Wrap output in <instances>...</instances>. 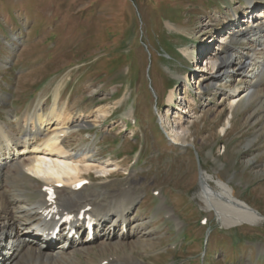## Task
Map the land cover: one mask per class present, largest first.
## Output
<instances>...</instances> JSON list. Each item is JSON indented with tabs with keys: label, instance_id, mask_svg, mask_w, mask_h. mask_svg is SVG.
<instances>
[{
	"label": "rangeland",
	"instance_id": "1",
	"mask_svg": "<svg viewBox=\"0 0 264 264\" xmlns=\"http://www.w3.org/2000/svg\"><path fill=\"white\" fill-rule=\"evenodd\" d=\"M247 2L0 0L1 119L8 123L42 101L50 103L57 86L71 116H90L65 146L91 148L94 160L118 166L105 180L91 173L83 194L99 190L102 182L107 191L134 188L131 218L148 222L152 238L131 252L145 264H264V107L244 104L222 135L226 116L216 123L215 115L227 113L228 88L219 98L209 92L193 99L181 80L177 93L187 96L185 106L194 111L172 114L162 124L173 81L200 75L193 65L188 70L190 55L216 47L217 38L204 39L205 25L230 35L228 20L242 28L264 11V0H255L259 8L247 14ZM232 47L242 52L248 39ZM253 109L251 123L246 113ZM188 117L193 135L181 148L166 134L178 118ZM200 171L227 183L261 220L222 227L200 198ZM29 188L37 190L38 183Z\"/></svg>",
	"mask_w": 264,
	"mask_h": 264
},
{
	"label": "bare ground",
	"instance_id": "2",
	"mask_svg": "<svg viewBox=\"0 0 264 264\" xmlns=\"http://www.w3.org/2000/svg\"><path fill=\"white\" fill-rule=\"evenodd\" d=\"M247 1L245 11L248 14L259 8L255 0ZM227 25L230 35L224 36L218 26L213 29L214 25H205L203 30H207V38L204 39L217 38L216 47L207 53L200 75L192 74V81L190 74L182 78L183 81L189 80L184 83L187 89L192 84L194 98L203 97L208 92L219 98L220 91L228 88L229 91L223 94L227 113L220 111L215 115L216 123L226 116L219 128L222 135L231 129L235 111L244 104L247 107L255 104V109L264 107V11L253 16L252 22L242 28L237 27L233 19L228 20ZM246 39V49L242 52L233 49V44ZM183 54L187 55V50H183ZM172 92L169 91L164 115L176 116L174 111L179 109L184 110L183 114H191L193 105L181 108L185 100L180 94L177 98H182L183 102L175 104L172 110H176L172 112L168 109ZM51 99L48 104L45 101L38 103L31 113L21 118L11 117L8 123L0 117V264H145L131 252L132 246L145 245L152 238L148 222L131 218L138 199L134 188L125 186L107 191L106 182H102L99 190L94 189L88 194H83L85 187L75 189L81 181L89 183L91 173L105 176V180L117 171L118 166L111 160L97 162L91 148L70 150L66 147L65 143L72 139L74 130L81 128L84 119L90 116L82 113H78V117L71 116L68 101L62 100L59 86ZM255 109L246 113L251 123L256 119ZM99 118L103 119L102 116ZM94 119L100 121L97 116ZM188 119L173 121L174 125L167 132L171 143L181 148L193 135ZM36 183L38 189L32 191L29 187ZM45 187L54 190L52 203L46 200ZM199 193L206 210L217 215L222 227L253 225L262 218L238 201L227 183L215 180L206 172H201ZM68 215L73 217L69 225H74L78 231L82 230L84 220L93 218V239L87 243L85 235L80 241L68 240L65 238L67 232H64L58 237V245L52 249L47 238L54 226L64 223ZM66 245L68 247L64 248ZM118 252L122 255H117ZM92 255L99 258L97 263L93 262Z\"/></svg>",
	"mask_w": 264,
	"mask_h": 264
},
{
	"label": "water",
	"instance_id": "3",
	"mask_svg": "<svg viewBox=\"0 0 264 264\" xmlns=\"http://www.w3.org/2000/svg\"><path fill=\"white\" fill-rule=\"evenodd\" d=\"M200 175H201V173L199 172V180H200Z\"/></svg>",
	"mask_w": 264,
	"mask_h": 264
}]
</instances>
